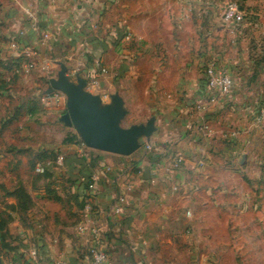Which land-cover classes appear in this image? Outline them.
I'll return each instance as SVG.
<instances>
[{"label":"crops","instance_id":"obj_1","mask_svg":"<svg viewBox=\"0 0 264 264\" xmlns=\"http://www.w3.org/2000/svg\"><path fill=\"white\" fill-rule=\"evenodd\" d=\"M190 1L0 0V211L10 217L2 264H31L32 246L44 263H77L92 243L77 224L78 204L94 177L95 223L109 255L106 264H223L224 249H207L198 227L219 206L220 172L233 168L235 144L255 124L264 45L255 52L262 53L258 66L230 59L214 50L216 43L212 51L209 39L200 37L198 17L210 20L216 4ZM28 7L37 29L29 25ZM259 28L254 20L248 29ZM209 58L235 83L229 95L198 111L193 103L206 95L203 64ZM60 62L67 72L78 69L67 74L75 83L99 75L98 62L107 67L101 87L89 91L105 104L118 92L127 111L122 125L154 117L153 133L130 155H81L78 131L62 120L67 96L61 91L58 104L42 101ZM47 152L62 156L63 165L44 175L36 165ZM20 187L30 196L26 210L14 193ZM119 196L122 211L115 213Z\"/></svg>","mask_w":264,"mask_h":264},{"label":"rangeland","instance_id":"obj_2","mask_svg":"<svg viewBox=\"0 0 264 264\" xmlns=\"http://www.w3.org/2000/svg\"><path fill=\"white\" fill-rule=\"evenodd\" d=\"M209 1L215 2L216 12L211 13L210 20L205 15L206 19L198 17L201 20L200 37L209 39V45L217 44L216 49L212 45V51L221 49L232 60L244 58V62L252 60L253 66H258L262 53L255 52L264 45V0H236L243 3L247 12L243 24L247 29L241 33L228 30L222 21L223 6L230 0ZM193 2L190 1L191 6H195ZM254 20L261 28L249 31ZM263 90L264 87L255 102V106L260 104L259 111H255V124L235 144L233 168H222L220 172L219 182L223 187L219 206L211 208L208 223H199L198 227L206 234L204 245L207 249H224L223 264H264V118L258 120L262 110L264 112ZM130 125V120L123 121V126ZM0 255L7 260L1 242Z\"/></svg>","mask_w":264,"mask_h":264},{"label":"built area","instance_id":"obj_3","mask_svg":"<svg viewBox=\"0 0 264 264\" xmlns=\"http://www.w3.org/2000/svg\"><path fill=\"white\" fill-rule=\"evenodd\" d=\"M25 12L28 16L29 25L33 29H37L38 21L36 13L30 7L25 8ZM222 21L227 27L228 30L234 32L239 31V33L246 30L243 28V24L246 20V9L242 6V4L236 0H230L226 2L223 6ZM21 34L24 31H20ZM50 37L49 33L43 34V39L48 40ZM126 38H131V33H127ZM99 68V75L91 77L89 82L86 85V89H99L101 87V76L104 74H108L109 70L107 67L102 66L97 63ZM34 64H30L27 69H32ZM203 70L205 74V82H206V95L202 98H198L193 103V108L198 111H204L206 106L212 102L217 101L218 99L229 95L232 92L234 87L235 79L234 75L227 69L219 66L217 60L215 58H209L204 61ZM78 69L67 72L74 74ZM106 97V95H103ZM62 98L61 91H53L52 93H46L42 95L43 103L54 102L58 104ZM262 116V117H261ZM259 119L264 118V112L262 110ZM258 119V120H259ZM202 125L204 128L208 129L209 126L205 120H202ZM146 148L149 150L151 148L150 144L146 145ZM79 149L81 155L84 157L90 156V150L92 148L86 146L81 140L79 141ZM203 163V162H201ZM63 165L62 156L58 155L55 159H47L43 162H39L36 165V171L38 173H44L47 168L52 166H61ZM107 171H112L111 166H106ZM96 178L94 177L89 185L86 187L83 203L84 206L80 210V220L77 224V230L79 233L88 234L92 237V243L89 245L87 252L78 260L75 264H106L109 258L107 250L102 247L99 243L100 240V230L96 225L95 220L97 217L96 210V195H97V184ZM123 201V197L119 196L116 199V203L113 205V212L120 213L122 211V207L119 205ZM189 213V212H187ZM30 262L31 264H72L69 261L60 259L53 260L51 263H44L39 255V250L36 246H32L29 251Z\"/></svg>","mask_w":264,"mask_h":264},{"label":"water","instance_id":"obj_4","mask_svg":"<svg viewBox=\"0 0 264 264\" xmlns=\"http://www.w3.org/2000/svg\"><path fill=\"white\" fill-rule=\"evenodd\" d=\"M68 67L60 62L57 78L51 79L48 93L62 91L67 96V112L62 120L73 125L80 140L95 150L130 155L140 146L142 137H149L154 131L155 118L146 124L122 125L127 111L118 92L111 95L110 103H103L100 94L86 89L87 82L79 79L77 83L67 76ZM0 264H2L0 259Z\"/></svg>","mask_w":264,"mask_h":264},{"label":"trees","instance_id":"obj_5","mask_svg":"<svg viewBox=\"0 0 264 264\" xmlns=\"http://www.w3.org/2000/svg\"><path fill=\"white\" fill-rule=\"evenodd\" d=\"M242 6H243V4H242ZM95 151H96L95 149L90 150V153H89L90 157H91L92 153ZM55 158H56V156L53 154V152H47L44 160L55 159ZM47 171H49V168H47V170H45V172L42 174L45 175L47 173ZM90 182L87 183V186L89 185ZM14 193L20 199V209H22V210L28 209L30 207V196L27 193V191L23 187H20ZM78 205H79L78 206L79 209L81 210L84 206L83 200ZM9 220H10V217H8L6 215V212L0 211V241H2L1 242L2 247H8L9 246V244L5 241L6 237H7L6 227H7V223Z\"/></svg>","mask_w":264,"mask_h":264}]
</instances>
